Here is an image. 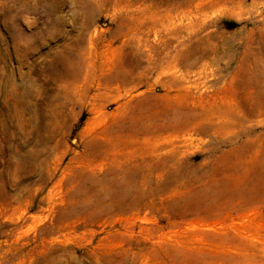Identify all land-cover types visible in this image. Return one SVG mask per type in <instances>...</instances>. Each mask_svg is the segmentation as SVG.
I'll list each match as a JSON object with an SVG mask.
<instances>
[{
    "label": "rangeland",
    "instance_id": "obj_1",
    "mask_svg": "<svg viewBox=\"0 0 264 264\" xmlns=\"http://www.w3.org/2000/svg\"><path fill=\"white\" fill-rule=\"evenodd\" d=\"M0 264H264V0H0Z\"/></svg>",
    "mask_w": 264,
    "mask_h": 264
},
{
    "label": "bare ground",
    "instance_id": "obj_2",
    "mask_svg": "<svg viewBox=\"0 0 264 264\" xmlns=\"http://www.w3.org/2000/svg\"><path fill=\"white\" fill-rule=\"evenodd\" d=\"M166 66V65H165ZM164 72V71H163ZM170 92V91H169ZM142 115V114H139V116Z\"/></svg>",
    "mask_w": 264,
    "mask_h": 264
}]
</instances>
